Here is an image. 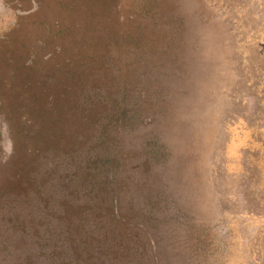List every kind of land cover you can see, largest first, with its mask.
<instances>
[{
    "label": "rangeland",
    "instance_id": "rangeland-1",
    "mask_svg": "<svg viewBox=\"0 0 264 264\" xmlns=\"http://www.w3.org/2000/svg\"><path fill=\"white\" fill-rule=\"evenodd\" d=\"M0 264H264V0H0Z\"/></svg>",
    "mask_w": 264,
    "mask_h": 264
}]
</instances>
